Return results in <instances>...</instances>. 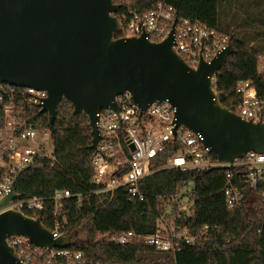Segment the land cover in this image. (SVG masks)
I'll use <instances>...</instances> for the list:
<instances>
[{"label":"water","instance_id":"obj_1","mask_svg":"<svg viewBox=\"0 0 264 264\" xmlns=\"http://www.w3.org/2000/svg\"><path fill=\"white\" fill-rule=\"evenodd\" d=\"M120 8L116 0H0V82L47 90L40 112L48 114L50 127L60 103L69 100L73 115L88 117L94 150L101 138L98 113L118 110L117 95L130 91L140 117L156 100L168 101L176 107L174 131L182 125L202 133L218 160L230 163L213 168L230 169L244 195L247 182L233 163L249 151L264 153V123L223 105L214 89L213 78L235 52L233 35L210 62L192 67L172 48L176 21L160 42L145 32L123 37ZM18 196L13 183L0 209ZM14 234L43 249L73 244L68 233L54 237L40 216L7 210L0 213V264H23L6 240Z\"/></svg>","mask_w":264,"mask_h":264},{"label":"trees","instance_id":"obj_2","mask_svg":"<svg viewBox=\"0 0 264 264\" xmlns=\"http://www.w3.org/2000/svg\"><path fill=\"white\" fill-rule=\"evenodd\" d=\"M160 0H128L121 2L120 17L128 9H148ZM182 17L198 19L214 28L233 35L235 52L213 78L220 101L237 111L242 96L237 82L250 79L260 96L264 97V73L259 60L264 56V0H165ZM24 106L26 115L48 125V117L22 98H15ZM0 105V125L3 123ZM57 161L43 168H28L15 181L20 197L45 198L39 212L45 227L55 229L54 203L57 189L73 194L63 200L64 227L73 244L100 264H264V183L258 188L245 186L246 193L238 206L226 203L225 168L187 170L163 167L177 148V143L161 153L152 164L155 171L140 181L144 200L131 199L128 191L96 192L91 183L94 174L92 131L88 117L73 115V105L67 99L58 108L52 127ZM216 158V154H212ZM240 171V169H237ZM193 184L189 195V212L178 211L175 226L187 227L197 233L209 225L208 237L201 243L184 246L176 255L157 251L141 237L125 245L112 240L123 230H135L140 235L153 234L165 213L164 203L173 200L180 190Z\"/></svg>","mask_w":264,"mask_h":264},{"label":"built area","instance_id":"obj_3","mask_svg":"<svg viewBox=\"0 0 264 264\" xmlns=\"http://www.w3.org/2000/svg\"><path fill=\"white\" fill-rule=\"evenodd\" d=\"M120 1L128 0H116L117 3ZM118 18L121 25L119 36H139L145 32L147 38L155 42L166 39L176 21L172 48L192 67H197L202 59L210 62L227 48L231 40V35L225 31L198 19L180 16L176 8L165 0L148 9H128ZM236 90L242 99L235 112L244 119L264 123V97L259 95L252 80H239ZM17 97L41 109L48 91L0 82V105L4 114L0 125V198L9 194L22 171L43 168L57 161L52 127L43 126L39 119L26 115L25 107L15 102ZM114 102L118 110L110 107L98 113L97 126L101 138L94 150V174L91 179L96 192H114L124 188L131 199L144 200L140 181L155 171L153 161L174 143H177L176 151L163 167L202 171L230 164L212 157L214 153L210 146L204 144L202 133L182 125L174 131L176 107L168 101L156 100L141 117V108L134 102L130 91L117 95ZM44 114L48 117L47 113ZM233 164L239 179L246 181L248 186L258 188L264 183V153L249 151L243 158L235 159ZM225 176L226 203L229 207L238 206L243 198L240 188L230 169H225ZM72 196L80 197L81 202L82 195L73 194L68 189H57L51 198L54 203V237L62 234L65 224L63 200ZM173 200L179 202L178 195ZM262 201L264 206V197ZM44 207L43 197L18 196L2 207L0 213L16 210L37 217ZM163 218H160L153 234L140 235L135 230H123L112 240L125 245L141 237L157 251L176 255L184 246L201 243L208 237L209 225L192 233L187 227L161 224ZM6 240L23 264H100L82 250L70 247L43 249L25 235H8Z\"/></svg>","mask_w":264,"mask_h":264},{"label":"rangeland","instance_id":"obj_4","mask_svg":"<svg viewBox=\"0 0 264 264\" xmlns=\"http://www.w3.org/2000/svg\"><path fill=\"white\" fill-rule=\"evenodd\" d=\"M259 65H263V62L260 58ZM264 71V70H263ZM193 188V184L189 185L187 189L180 190L177 195L179 197V202L170 200L164 203L165 213L161 216L163 218V222L161 224H167L172 226L174 223V217L177 215L178 211H186L189 212V209L192 205V201L190 199V195L188 194L190 189ZM193 264V261L191 262Z\"/></svg>","mask_w":264,"mask_h":264},{"label":"crops","instance_id":"obj_5","mask_svg":"<svg viewBox=\"0 0 264 264\" xmlns=\"http://www.w3.org/2000/svg\"><path fill=\"white\" fill-rule=\"evenodd\" d=\"M261 60L263 62V65H259V71L264 73V71H263L264 70V56H261Z\"/></svg>","mask_w":264,"mask_h":264}]
</instances>
